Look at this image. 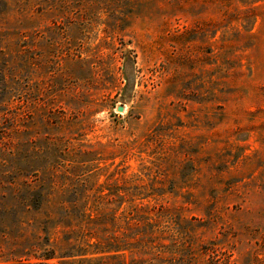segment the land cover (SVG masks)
<instances>
[{"label": "rangeland", "instance_id": "374dc122", "mask_svg": "<svg viewBox=\"0 0 264 264\" xmlns=\"http://www.w3.org/2000/svg\"><path fill=\"white\" fill-rule=\"evenodd\" d=\"M43 262L264 264V0H0V264Z\"/></svg>", "mask_w": 264, "mask_h": 264}, {"label": "trees", "instance_id": "16d2710c", "mask_svg": "<svg viewBox=\"0 0 264 264\" xmlns=\"http://www.w3.org/2000/svg\"><path fill=\"white\" fill-rule=\"evenodd\" d=\"M50 259H52L51 256H47L46 258H44V260H50ZM41 264H53V263H45V262H43V263H41Z\"/></svg>", "mask_w": 264, "mask_h": 264}, {"label": "water", "instance_id": "95a60500", "mask_svg": "<svg viewBox=\"0 0 264 264\" xmlns=\"http://www.w3.org/2000/svg\"><path fill=\"white\" fill-rule=\"evenodd\" d=\"M116 111L119 112V113H120V112H123V107H122V106H118V107L116 108Z\"/></svg>", "mask_w": 264, "mask_h": 264}]
</instances>
